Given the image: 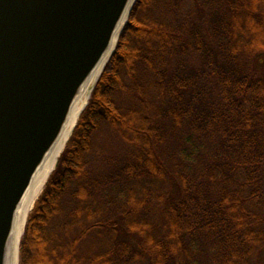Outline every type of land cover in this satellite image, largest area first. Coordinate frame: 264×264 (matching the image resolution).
<instances>
[{"label": "trees", "instance_id": "16d2710c", "mask_svg": "<svg viewBox=\"0 0 264 264\" xmlns=\"http://www.w3.org/2000/svg\"><path fill=\"white\" fill-rule=\"evenodd\" d=\"M20 264H264V0H137Z\"/></svg>", "mask_w": 264, "mask_h": 264}, {"label": "water", "instance_id": "95a60500", "mask_svg": "<svg viewBox=\"0 0 264 264\" xmlns=\"http://www.w3.org/2000/svg\"><path fill=\"white\" fill-rule=\"evenodd\" d=\"M136 2L0 0V264L36 172L103 66L102 76Z\"/></svg>", "mask_w": 264, "mask_h": 264}, {"label": "bare ground", "instance_id": "6f19581e", "mask_svg": "<svg viewBox=\"0 0 264 264\" xmlns=\"http://www.w3.org/2000/svg\"><path fill=\"white\" fill-rule=\"evenodd\" d=\"M102 68L103 66L93 78V80L86 86H84L82 92L80 93L78 99L76 100L73 106L70 118L68 120L67 125L65 126V129L60 139L50 151V153L47 155L44 162L36 172L31 182V185L18 208V211L15 216L13 232L9 243L6 264H20L21 240L24 235L29 215L33 211L36 202L42 195L51 174L54 172L57 166L60 156L64 152L74 132V129L80 119L82 112L84 111L90 100L93 86L97 82L101 74Z\"/></svg>", "mask_w": 264, "mask_h": 264}]
</instances>
